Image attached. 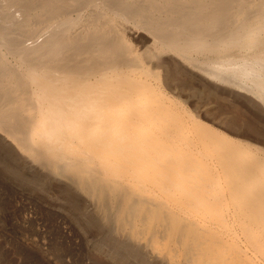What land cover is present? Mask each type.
<instances>
[{
  "label": "bare ground",
  "instance_id": "6f19581e",
  "mask_svg": "<svg viewBox=\"0 0 264 264\" xmlns=\"http://www.w3.org/2000/svg\"><path fill=\"white\" fill-rule=\"evenodd\" d=\"M0 145L152 262L264 264V0H0Z\"/></svg>",
  "mask_w": 264,
  "mask_h": 264
},
{
  "label": "rangeland",
  "instance_id": "374dc122",
  "mask_svg": "<svg viewBox=\"0 0 264 264\" xmlns=\"http://www.w3.org/2000/svg\"><path fill=\"white\" fill-rule=\"evenodd\" d=\"M145 36L134 33L139 44ZM70 194L37 179L0 145V264H168L147 258L144 244L136 253L132 241L119 240L110 210L71 194L80 200L75 206Z\"/></svg>",
  "mask_w": 264,
  "mask_h": 264
}]
</instances>
